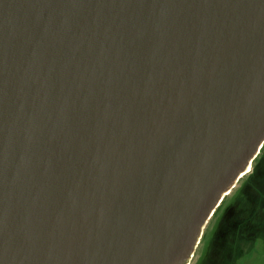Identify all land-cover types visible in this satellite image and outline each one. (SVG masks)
I'll return each instance as SVG.
<instances>
[{"label": "water", "instance_id": "obj_1", "mask_svg": "<svg viewBox=\"0 0 264 264\" xmlns=\"http://www.w3.org/2000/svg\"><path fill=\"white\" fill-rule=\"evenodd\" d=\"M264 143V0H0V264H186Z\"/></svg>", "mask_w": 264, "mask_h": 264}, {"label": "flooded vegetation", "instance_id": "obj_2", "mask_svg": "<svg viewBox=\"0 0 264 264\" xmlns=\"http://www.w3.org/2000/svg\"><path fill=\"white\" fill-rule=\"evenodd\" d=\"M264 143L202 228L186 264L264 261Z\"/></svg>", "mask_w": 264, "mask_h": 264}, {"label": "rangeland", "instance_id": "obj_3", "mask_svg": "<svg viewBox=\"0 0 264 264\" xmlns=\"http://www.w3.org/2000/svg\"><path fill=\"white\" fill-rule=\"evenodd\" d=\"M262 242H264V238L261 239V242L258 241V244L260 245V243L262 244ZM261 264H264V261L262 260V263Z\"/></svg>", "mask_w": 264, "mask_h": 264}]
</instances>
